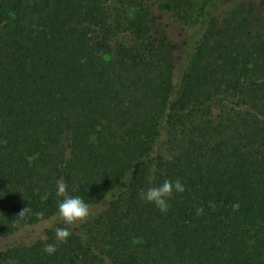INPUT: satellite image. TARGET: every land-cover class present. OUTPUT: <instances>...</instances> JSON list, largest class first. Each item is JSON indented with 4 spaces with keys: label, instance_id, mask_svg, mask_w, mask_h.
Returning a JSON list of instances; mask_svg holds the SVG:
<instances>
[{
    "label": "trees",
    "instance_id": "obj_1",
    "mask_svg": "<svg viewBox=\"0 0 264 264\" xmlns=\"http://www.w3.org/2000/svg\"><path fill=\"white\" fill-rule=\"evenodd\" d=\"M110 1L0 0V264H264V0L182 41L184 0ZM60 178L92 212L63 243Z\"/></svg>",
    "mask_w": 264,
    "mask_h": 264
},
{
    "label": "clouds",
    "instance_id": "obj_2",
    "mask_svg": "<svg viewBox=\"0 0 264 264\" xmlns=\"http://www.w3.org/2000/svg\"><path fill=\"white\" fill-rule=\"evenodd\" d=\"M185 191L184 185L180 180H164L162 183L156 186H152L139 193V197L142 201L153 204L162 214L167 213L170 205L169 199L174 193H183ZM56 196L60 199L57 200L56 216L65 225L69 227H55V239L59 242H66L70 237V227L83 222L91 214L90 205L87 204L81 197L69 195L67 192V185L63 178L56 181ZM29 209H23L19 215L23 216ZM38 219L43 218V212H36ZM45 224L48 221H44ZM44 239V237H41ZM43 251L52 255L56 252L55 244H45Z\"/></svg>",
    "mask_w": 264,
    "mask_h": 264
},
{
    "label": "rangeland",
    "instance_id": "obj_3",
    "mask_svg": "<svg viewBox=\"0 0 264 264\" xmlns=\"http://www.w3.org/2000/svg\"><path fill=\"white\" fill-rule=\"evenodd\" d=\"M204 1L205 0H184V9L186 11L185 16L186 17L188 16L190 18L189 19L190 26L188 27V30L182 34L183 37H180L179 32L175 31L173 27L170 26V29H171L170 36L172 39H174L175 41L191 39V35H193L194 31H196V29H198L201 26L202 20H201L200 13H201V7ZM260 1L261 0H229V1H225V3H220L216 5L213 8V10L215 14L222 13V12L225 13L227 11H231V9L236 8L238 4H243L244 2H249V3L256 2L258 4ZM109 5H110L109 9L111 12L115 10L117 12L122 11L120 4L115 0L110 1ZM261 16L264 17V12H262ZM200 38H201V34L192 41L194 47L198 44ZM186 57L187 56L184 55L182 59L183 61L179 60V63L177 64V69H176L177 80H182V68L185 66ZM47 225L48 223L47 224L40 223V224L31 226L27 229H23L22 231L14 235V237L10 239V242L21 243L22 245L32 243L33 241H35L37 238L41 236L44 229L47 228ZM6 264H18V262L11 260V261H7Z\"/></svg>",
    "mask_w": 264,
    "mask_h": 264
}]
</instances>
